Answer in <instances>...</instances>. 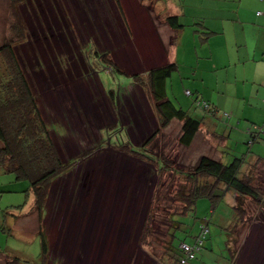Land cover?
<instances>
[{
	"label": "rangeland",
	"instance_id": "rangeland-1",
	"mask_svg": "<svg viewBox=\"0 0 264 264\" xmlns=\"http://www.w3.org/2000/svg\"><path fill=\"white\" fill-rule=\"evenodd\" d=\"M152 1L119 0L118 7L114 0H20L15 6L26 37L14 53L61 160L74 163L52 181L40 214L34 208V194L27 192L28 181L0 171V247L5 252L36 262L42 230L46 264H156L155 257L162 254L168 238L171 215L181 213L175 195L183 182L169 173L159 174L157 157L185 171L202 155L224 163L248 149L264 156V85L255 86L250 96L253 84L237 83L238 95L232 83L222 81L227 71L218 68L220 58L233 61L231 77L237 55L244 54L245 46L253 51L254 26L245 23L243 36L241 24L226 25L224 34H213L202 44L199 37L208 26L191 24L175 38L163 16L156 15ZM205 1L211 0L157 3L161 9L171 3L177 11L182 5L189 11L192 4ZM10 2L0 0V45L11 38L15 16ZM224 42L228 46L223 52L219 46ZM206 49L212 56L203 55ZM93 50L108 52L119 69L103 64ZM172 58L178 70L166 79L167 99L200 119L206 114V126L189 147L176 141L181 126L176 119L147 144L159 120L144 88L131 77L145 76L148 69ZM248 65L254 71L255 64ZM195 96L209 104L214 115L211 109L210 113L199 109ZM125 129L134 146L144 144V156L122 152L116 145L125 140ZM209 130L225 138L216 140ZM255 131L261 139L251 145ZM255 171L264 188V162L256 163ZM232 192L227 191L215 208L199 199L194 210L175 215L183 223L176 235L192 244L198 222L205 218L209 222L205 246L211 251L200 255L209 262L222 256L212 263L225 264L229 254L225 240L231 232L235 264H264V214L245 202L243 223L231 227L236 196ZM145 223L150 233L144 240Z\"/></svg>",
	"mask_w": 264,
	"mask_h": 264
},
{
	"label": "trees",
	"instance_id": "trees-1",
	"mask_svg": "<svg viewBox=\"0 0 264 264\" xmlns=\"http://www.w3.org/2000/svg\"><path fill=\"white\" fill-rule=\"evenodd\" d=\"M114 1L119 7V0ZM18 3L20 0H11L10 2L11 13L15 16L10 25L11 38L0 45V171L4 174H13L17 180L25 179L28 181L27 192L31 191L34 194V208L40 214L43 213L48 189L52 181L67 172L73 166L74 161L63 162L61 160L49 134L48 126L40 112L36 96L30 89L14 53L13 48L24 42L26 37V28L15 9ZM165 22L173 29L182 27L176 15L167 16ZM196 24L200 25L201 21L197 20L192 25L195 26ZM202 27L206 29L205 26L202 25ZM203 33L210 35L212 31L207 30ZM93 51L96 58H99L103 64L119 69L114 66L115 64L113 65L108 52L99 54L97 50ZM177 69L178 66L174 61H168L148 69L145 76L134 74L131 77L133 81L138 82L144 88L147 97L154 104V110L159 120L157 133L162 132L171 120L176 119L181 124L176 141L183 147H189L204 124L206 126V123H204V117L200 119L190 115L181 108H177L167 99L165 93L166 79ZM110 92L112 93V91ZM186 94L192 96L189 91H186ZM195 101L199 109L208 113L211 109L212 115H214L215 111L205 101L201 102L197 96H195ZM205 106H207L206 109ZM209 132L216 140H221V137L222 139L225 138V134H214L211 130ZM258 133L259 131L251 132V139L249 140L251 145L261 139ZM125 136V140L116 143L119 149L136 156L142 155L145 146L136 147L127 139L126 133ZM153 137L148 138L147 144L153 140ZM261 140L264 141V137ZM250 155H253L252 158ZM161 158L157 157L156 159L159 174L169 173L170 177H177L183 181L175 195V199L181 203L182 207L181 213L173 212L174 215H171L168 238L164 241L162 254L155 257L156 264H192L194 261H200L202 264H213L214 260L219 261L215 258L209 262L208 258L203 257L205 255H200L203 251H211L208 246H205L209 222L205 218L199 220V231L197 234L195 233L194 242L191 244L177 237L176 232L181 229L183 223L174 216L194 210L199 199L208 200L215 208L222 202L223 197L227 196V191L231 190L233 191L232 194L236 195L235 204H232L233 222L231 227L243 223L244 216H246L245 202H249L250 205L253 204L256 208L254 209L255 212L264 214V188L255 174L256 163L264 162V156L253 154L248 149L247 152L241 153L240 156H232L228 162L224 163L220 158L202 155L192 169L185 171L169 165V159ZM251 159L253 160L252 163L250 162ZM149 218L152 220L150 212ZM149 230L150 228L146 224L142 230V239H146L150 233ZM39 233L42 242L36 262L24 261L15 255H7L6 264H46L48 261L47 242L43 231L40 230ZM182 243L192 247V252L189 254L184 252L180 248ZM231 243L232 233L230 232L225 240V248L229 253L225 264H235L236 253ZM210 256L212 257L211 254Z\"/></svg>",
	"mask_w": 264,
	"mask_h": 264
},
{
	"label": "crops",
	"instance_id": "crops-1",
	"mask_svg": "<svg viewBox=\"0 0 264 264\" xmlns=\"http://www.w3.org/2000/svg\"><path fill=\"white\" fill-rule=\"evenodd\" d=\"M151 3L152 7L154 6L153 9L156 15L163 16L164 22L165 18L169 15L178 16V21L182 25L180 28L173 29L165 22L168 31H170L171 37L176 36L175 38H177L183 36L188 29L187 26H191V24L197 20H200L203 26H208V29L211 30L212 33L209 36H206V34L203 33L204 35L199 37L202 44L205 43L207 39H211V35L213 34H224V31L227 29L226 25L229 24H241V33L244 36L243 25L250 22L254 26L252 31L253 42H255L253 51L251 52L249 48L244 45V54L242 56L237 55L236 61H234L235 69L231 70V77H229L228 71L231 69V63L233 61L220 58L221 61L218 68L227 71L225 72V78L222 79L223 82H230L234 86L237 83L243 84L245 82H251L253 85L250 89V96L253 94L255 86L260 88L264 85V0H211L200 4H192L189 11L187 8H184V5H182L183 8H180V11H177L176 7H173L171 3L170 6L166 3L165 6L168 7L163 9L160 8L157 0L152 1ZM258 11H262L263 13L261 12L260 15H258ZM201 24L199 25V28L205 29ZM194 30L198 32L197 29ZM239 38L240 36L236 35V40ZM245 43H247V41H245ZM227 46L228 43L224 42L219 46V49L224 52L227 49ZM203 55L212 56L208 49L204 50ZM168 61L171 62L174 61V59H166L163 63ZM174 62L176 63V61ZM249 62L255 64L254 71H251L250 65L245 66ZM239 64H241V67H238ZM216 81L217 84H219L220 79L218 75ZM240 86L242 87V85ZM235 89L237 90L236 94L239 95V86H235ZM257 93H259V89L257 90ZM240 96H242V98L244 97L243 94ZM205 119L206 117L204 116V120ZM13 213L16 214L17 212ZM11 216L15 217L14 214ZM10 253L11 252L9 251L5 252L4 249L0 247V264H6L8 259L7 255H11ZM192 264L202 263L200 261H194Z\"/></svg>",
	"mask_w": 264,
	"mask_h": 264
},
{
	"label": "flooded vegetation",
	"instance_id": "flooded-vegetation-1",
	"mask_svg": "<svg viewBox=\"0 0 264 264\" xmlns=\"http://www.w3.org/2000/svg\"><path fill=\"white\" fill-rule=\"evenodd\" d=\"M108 97V96H107ZM112 98H108V100L111 102V103H113V99L111 100ZM114 108V107H113ZM118 120V119H117ZM117 120H115V121H117ZM157 129H158V125L155 123V129L152 131V133L150 134V136H154L153 137V140L156 138V137H159L160 135H162V132H160V133H157ZM144 132V131H143ZM125 133H126V135H127V132H126V129H125ZM149 136V137H150ZM127 137H128V140L130 141V139H129V136L127 135ZM148 137V138H149ZM131 142V141H130ZM144 145V144H143Z\"/></svg>",
	"mask_w": 264,
	"mask_h": 264
},
{
	"label": "built area",
	"instance_id": "built-area-1",
	"mask_svg": "<svg viewBox=\"0 0 264 264\" xmlns=\"http://www.w3.org/2000/svg\"><path fill=\"white\" fill-rule=\"evenodd\" d=\"M188 93V92H187ZM180 248L184 251V252H186V253H190V252H192V247H190V246H188V245H186V244H184V243H182L181 245H180Z\"/></svg>",
	"mask_w": 264,
	"mask_h": 264
}]
</instances>
